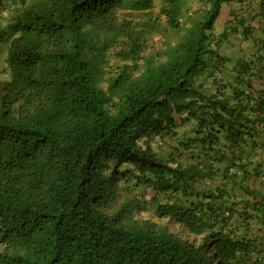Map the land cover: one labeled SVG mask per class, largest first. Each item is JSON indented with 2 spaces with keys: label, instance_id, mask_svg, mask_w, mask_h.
I'll list each match as a JSON object with an SVG mask.
<instances>
[{
  "label": "trees",
  "instance_id": "trees-1",
  "mask_svg": "<svg viewBox=\"0 0 264 264\" xmlns=\"http://www.w3.org/2000/svg\"><path fill=\"white\" fill-rule=\"evenodd\" d=\"M1 40L0 264H264V0H0Z\"/></svg>",
  "mask_w": 264,
  "mask_h": 264
},
{
  "label": "rangeland",
  "instance_id": "rangeland-1",
  "mask_svg": "<svg viewBox=\"0 0 264 264\" xmlns=\"http://www.w3.org/2000/svg\"><path fill=\"white\" fill-rule=\"evenodd\" d=\"M158 9H159V6H158V3H156V9H155V11H157ZM4 12H5V17H8L7 11H4ZM139 19L142 20V18H139ZM168 37H171V35H169L167 33L166 39H167V41H170V39ZM8 43H9L8 40H1L0 41V81L7 78L6 72H5V59H6V53H7ZM153 46H154V48L152 49L153 51L154 50L161 49L163 47V45L162 46H160V45H153ZM159 52H161V51H159ZM156 145H157L156 142H153L152 143V146L153 147L156 146Z\"/></svg>",
  "mask_w": 264,
  "mask_h": 264
},
{
  "label": "crops",
  "instance_id": "crops-1",
  "mask_svg": "<svg viewBox=\"0 0 264 264\" xmlns=\"http://www.w3.org/2000/svg\"><path fill=\"white\" fill-rule=\"evenodd\" d=\"M21 1L22 0H4V4L9 7L11 5V3H16L17 2V4H19ZM4 11H6V10H4ZM2 13H3V15H5L4 14L5 12H2Z\"/></svg>",
  "mask_w": 264,
  "mask_h": 264
}]
</instances>
